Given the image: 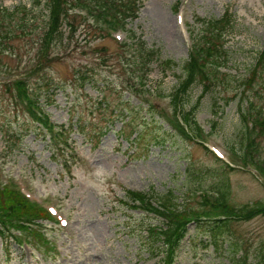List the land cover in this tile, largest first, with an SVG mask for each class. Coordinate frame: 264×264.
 Wrapping results in <instances>:
<instances>
[{
	"label": "rangeland",
	"instance_id": "374dc122",
	"mask_svg": "<svg viewBox=\"0 0 264 264\" xmlns=\"http://www.w3.org/2000/svg\"><path fill=\"white\" fill-rule=\"evenodd\" d=\"M32 2L0 0L6 28L16 29L21 20L14 7ZM137 4L128 26L141 37L135 42L160 49L157 58L142 62L138 50L115 40L125 31L102 32L79 18L73 27L63 23L62 34L46 44V0L33 8L36 19L28 30L18 29L0 42V182L13 181L30 198L58 209L51 218L44 209L43 217H24L0 195V264H169L165 246L150 250L145 240L149 230L172 222L153 203L150 209L133 204L129 188L154 195L158 203L173 190L182 206L198 208L200 189L218 190L226 182L231 203L264 201V178L245 163L257 162L264 172V129L258 125L248 142L250 157L242 156L243 112L254 118L258 109L264 113V0ZM223 16L230 23L217 40L226 64L208 87L196 81L182 97L189 110L197 108L195 119L202 126L200 135H189L165 117L171 116V94L184 77L193 37L211 33L202 20ZM206 69L213 67L207 63ZM22 77L29 95L4 84ZM49 86L54 87L48 91ZM31 99L42 106L41 113L31 111L40 110ZM46 114L59 127L55 132L39 125L37 116ZM5 129L18 138L10 140ZM4 221L22 233L8 231ZM231 233L249 264H264V212L233 220ZM13 235L26 242L19 244ZM231 250L228 242L217 248L207 231L190 223L174 264H233Z\"/></svg>",
	"mask_w": 264,
	"mask_h": 264
},
{
	"label": "trees",
	"instance_id": "16d2710c",
	"mask_svg": "<svg viewBox=\"0 0 264 264\" xmlns=\"http://www.w3.org/2000/svg\"><path fill=\"white\" fill-rule=\"evenodd\" d=\"M48 3V21H47V28L44 36V42L47 44L51 41L53 37L60 36L62 33L61 26L63 23H67L69 27H73L74 20L73 19H80L85 23H89L90 19L82 16L80 13L81 9H86L90 11L93 15L104 18V16H110L114 23L113 25H126L127 22L130 20L129 17L132 16L133 13L138 11V0H46ZM41 0H33L32 7L26 6V4L16 5L12 11H20L22 14L20 22L16 25V29H8L6 28V23L3 22V14H0V42L4 41L5 38L11 37L12 34L16 32L18 34V29L21 30V34L31 24V21L36 19V15H34V7L39 5ZM6 9V8H5ZM4 9V10H5ZM4 10H0L2 13ZM6 11V10H5ZM9 11V13H8ZM7 13H10L8 10ZM0 12V13H1ZM17 13V12H13ZM75 13V14H74ZM136 16V14H135ZM11 17V16H10ZM228 16H223L219 19H212V20H202L204 21L205 30L210 29V34H205L204 30L200 34V36L196 37L197 43V51L199 53V57H191L185 66V74L183 79L180 81V84L175 88L174 92V99L178 102L179 109L184 111V115H186L188 105H186L187 101H185L182 97L189 91L191 86L196 81H202L205 83V86L208 87L209 83L218 78V70L216 68L217 65L225 64L226 60H222L223 58L222 50L221 52V43L218 42L217 38L222 37L223 35V28H225L229 22L227 21ZM4 29V30H3ZM217 29L214 33L213 30ZM4 31V32H2ZM132 35H135L134 31L131 32ZM139 40L141 37H137ZM138 40V41H139ZM134 42V43H127L123 45L126 48H130L133 50H138V56L141 57V60H145L146 58H157L160 55V49L155 47H147L145 41L142 42ZM142 43V44H140ZM135 52V51H133ZM219 52V53H218ZM263 56L260 55V58L264 60V52ZM136 54V53H135ZM140 60V62H141ZM260 61V60H258ZM137 60V64L140 63ZM173 60L165 59L164 63L167 66L172 64ZM207 63H210L213 67L212 71L208 72L204 71V68L207 67ZM215 66V67H214ZM257 67V66H256ZM258 68H256L257 71ZM86 75L83 76L85 80ZM17 83L11 82L12 84H8L7 88L9 89L12 87L11 85H16L17 90L19 93L23 92L25 95H29L27 91L24 89L23 80H17ZM48 83H51L48 82ZM251 82H246V84ZM49 85V84H48ZM54 86H49L47 89L48 91ZM9 90H12L11 88ZM188 96V95H186ZM38 99V96H37ZM104 100L101 101V106L103 108H107V104H103ZM113 114H116L117 108L113 109ZM189 111V109H188ZM192 111L188 113L191 114ZM119 115L120 111L117 112ZM122 113V112H121ZM193 113V112H192ZM255 122L258 123L259 130H263L264 128V113L261 109L257 110ZM192 126V124H191ZM257 129V128H256ZM7 132V133H6ZM4 133L8 135L10 140L12 137H17L14 132L5 129ZM21 138V136L19 137ZM246 139H248V134L244 132V139L243 142L245 143ZM245 147V146H244ZM244 156V155H242ZM0 195L4 196L7 199H10V203L17 205V212H23L24 217L26 215H33L36 214L37 216L44 215L41 209L36 208L30 205L27 200L19 194L16 190L8 189V188H1ZM130 195L131 200L138 201L139 206H144L147 209H150L148 205L153 202V199L150 195L145 191H134L128 190L127 191ZM228 185L226 182H223L219 185L218 194L211 195L210 193L204 192L201 196V206L198 208L185 205L182 206L179 202L176 201L175 194L173 190L168 191L166 196H162L160 199V208L162 209L161 212L165 216V219L168 222H172V225L168 224V229L174 228L171 232H167L162 230V232L166 233L164 239L159 238V231L149 230L150 232L147 234V238L145 240L148 249L154 250L158 246H165L168 254H170L171 247L177 246L180 243L181 237L183 236L184 231L187 229L186 224L188 221L195 220V225L197 228L207 231L210 235L211 240L213 241L214 245L218 247L222 246L225 242H228L230 249H232V262L233 264H249L247 258L248 256L242 257L238 255L239 246L237 242L230 236V229H231V222L234 218H241V219H250L255 215H258L264 212V201H259L255 203H246L241 206H238L234 203H231L228 199ZM195 211V213L191 215L183 214L182 212L187 211ZM219 213H223L226 215L225 218L216 217ZM22 215V216H23ZM199 215L207 216V218L198 217ZM20 217L23 220H27L24 217ZM210 216H214L210 218ZM43 217V216H42ZM167 228V227H166ZM170 235L173 236L171 240ZM230 238V239H229ZM232 239V241H231ZM171 240V241H170ZM158 245V246H157ZM232 264V263H231Z\"/></svg>",
	"mask_w": 264,
	"mask_h": 264
}]
</instances>
